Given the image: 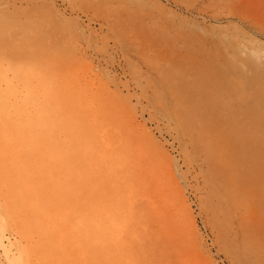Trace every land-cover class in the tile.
<instances>
[{
  "label": "rangeland",
  "instance_id": "1",
  "mask_svg": "<svg viewBox=\"0 0 264 264\" xmlns=\"http://www.w3.org/2000/svg\"><path fill=\"white\" fill-rule=\"evenodd\" d=\"M0 264H264V0H0Z\"/></svg>",
  "mask_w": 264,
  "mask_h": 264
}]
</instances>
